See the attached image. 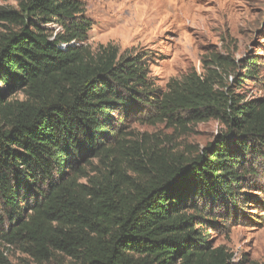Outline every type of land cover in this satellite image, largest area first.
I'll use <instances>...</instances> for the list:
<instances>
[{
    "label": "trees",
    "instance_id": "trees-1",
    "mask_svg": "<svg viewBox=\"0 0 264 264\" xmlns=\"http://www.w3.org/2000/svg\"><path fill=\"white\" fill-rule=\"evenodd\" d=\"M0 22V247L39 262L255 264L211 247L206 229L212 205L232 207L264 173V88L234 94L237 65L213 55L160 92L140 57L90 49L81 0H17ZM137 106L153 125L215 120L224 132L192 158L171 156L115 131Z\"/></svg>",
    "mask_w": 264,
    "mask_h": 264
},
{
    "label": "rangeland",
    "instance_id": "rangeland-1",
    "mask_svg": "<svg viewBox=\"0 0 264 264\" xmlns=\"http://www.w3.org/2000/svg\"><path fill=\"white\" fill-rule=\"evenodd\" d=\"M91 21L87 45L94 52L111 44L124 57H140L147 76L160 92L171 80L190 72L203 74V62L213 55L235 62L229 77L242 79L234 94L244 100L263 96L264 0H81ZM17 10V0H0V10ZM5 23L0 22V32ZM53 33L60 29L51 27ZM254 62L255 75L243 79L247 62ZM227 70V69H226ZM21 99V96H16ZM153 112L135 107L114 123L115 131L147 139L150 148L171 156L192 158L224 132L215 120L186 127L150 124ZM235 205H212L214 223L207 226L208 244L223 246L234 262L264 264V173L248 177ZM210 204H208V207ZM228 207V208H227ZM3 264H72L61 255L36 261L23 247H0Z\"/></svg>",
    "mask_w": 264,
    "mask_h": 264
}]
</instances>
